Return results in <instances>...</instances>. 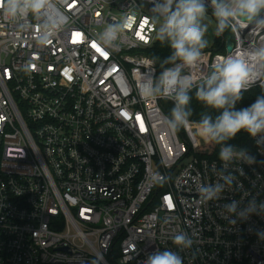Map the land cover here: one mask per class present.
<instances>
[{"label":"built area","instance_id":"built-area-1","mask_svg":"<svg viewBox=\"0 0 264 264\" xmlns=\"http://www.w3.org/2000/svg\"><path fill=\"white\" fill-rule=\"evenodd\" d=\"M150 9L64 0L67 23L44 44L38 21L0 12V264H143L157 249L183 264H264V213L230 222L223 209L264 200V140L250 137L254 164L228 166L236 183L220 199L200 198L222 162L197 155L190 127L185 137L166 128L171 101L140 92L159 72ZM116 23L122 40L106 48L100 35ZM226 31L185 72L199 80L222 56L264 44V31ZM178 232L190 247L173 244Z\"/></svg>","mask_w":264,"mask_h":264},{"label":"clouds","instance_id":"clouds-1","mask_svg":"<svg viewBox=\"0 0 264 264\" xmlns=\"http://www.w3.org/2000/svg\"><path fill=\"white\" fill-rule=\"evenodd\" d=\"M150 3L149 20L154 25L156 39L169 47L170 54L154 58L153 63L159 62L160 71L152 70L142 77L141 95L172 102L170 113L163 117L168 130L178 132L195 123L201 140L220 146L218 158L222 169L216 182L197 187L203 201L218 200L226 188L236 183V176L228 171V166L234 162L248 165L256 162V157L246 149L229 142L242 131L258 144L264 140V95L247 107H236L243 93L254 85L264 89V44L222 56L199 80L185 69L195 67L209 46L206 39L209 9L215 19L216 36L237 23L264 31V0H150ZM63 7L64 0H3L0 12L11 21H26L30 16L38 21L41 34L37 40L44 44L67 23ZM121 32L120 24H109L99 42L106 48H115L122 40ZM193 92L196 101L212 110L202 112L198 121L190 119L194 114ZM238 171L244 175L243 168ZM154 179L159 181L162 177L157 175ZM223 209L230 222L246 220L252 214L264 213V200L255 196L246 203L232 200ZM172 239L180 249L192 244L185 232L176 233ZM143 264H183V259L176 251L157 249Z\"/></svg>","mask_w":264,"mask_h":264},{"label":"trees","instance_id":"trees-1","mask_svg":"<svg viewBox=\"0 0 264 264\" xmlns=\"http://www.w3.org/2000/svg\"><path fill=\"white\" fill-rule=\"evenodd\" d=\"M226 33H229V31L227 30ZM218 40H219V37H218ZM218 40L216 41L215 44L218 43ZM148 53L152 58H156V57L164 58L170 54V49L166 44H161L159 41H157ZM157 66H158V70L160 71L159 62H157ZM260 95H264V89H261L260 86H254L250 88L248 91L243 93V99L240 102H238V104L236 105L237 109L251 105L256 100V98ZM168 106H169V110L167 109L168 111L166 112L169 114L172 105L169 104ZM191 107L194 110V114L190 118L192 121H198L200 118V114L202 112L212 111L210 109H206L201 103L195 100L194 92H193V100L191 103ZM216 114L217 113L213 112V115H216ZM193 124L196 125L195 123ZM179 132L182 136L184 137L186 136L185 130L183 128L180 129ZM229 143L235 145L238 148H244L250 151L254 150L253 142L250 136L246 132H243V131L238 133L237 136L233 140H231ZM219 148H220L219 145L209 144V143L204 142L203 145L197 148L196 153L197 155H200L203 157L214 158L218 156Z\"/></svg>","mask_w":264,"mask_h":264},{"label":"rangeland","instance_id":"rangeland-1","mask_svg":"<svg viewBox=\"0 0 264 264\" xmlns=\"http://www.w3.org/2000/svg\"><path fill=\"white\" fill-rule=\"evenodd\" d=\"M209 24V29L208 32L206 33V39L209 41V46L211 45L214 37L216 36L214 34V29H215V19L214 17L211 16V13L209 12V17L208 20L206 21ZM191 130V135L195 138L196 141L204 143L203 140L200 139L199 135L197 134V126L196 125H191L190 126ZM186 132V131H185ZM187 135V134H186Z\"/></svg>","mask_w":264,"mask_h":264},{"label":"water","instance_id":"water-1","mask_svg":"<svg viewBox=\"0 0 264 264\" xmlns=\"http://www.w3.org/2000/svg\"><path fill=\"white\" fill-rule=\"evenodd\" d=\"M233 47H234V43L232 41V38L230 37L227 40L226 48H227L228 51H232Z\"/></svg>","mask_w":264,"mask_h":264},{"label":"crops","instance_id":"crops-1","mask_svg":"<svg viewBox=\"0 0 264 264\" xmlns=\"http://www.w3.org/2000/svg\"><path fill=\"white\" fill-rule=\"evenodd\" d=\"M218 37H219V36H215L214 39H213V41H212V43H213V42L216 43V41L218 40ZM219 42H220V38H219V40H218V43H219ZM212 43H211V45H212Z\"/></svg>","mask_w":264,"mask_h":264}]
</instances>
